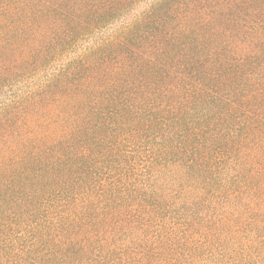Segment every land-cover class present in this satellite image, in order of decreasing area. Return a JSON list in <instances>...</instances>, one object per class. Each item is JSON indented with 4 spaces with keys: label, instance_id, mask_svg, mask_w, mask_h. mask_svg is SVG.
I'll list each match as a JSON object with an SVG mask.
<instances>
[{
    "label": "clouds",
    "instance_id": "9594fccd",
    "mask_svg": "<svg viewBox=\"0 0 264 264\" xmlns=\"http://www.w3.org/2000/svg\"><path fill=\"white\" fill-rule=\"evenodd\" d=\"M0 264H264V0H0Z\"/></svg>",
    "mask_w": 264,
    "mask_h": 264
},
{
    "label": "trees",
    "instance_id": "16d2710c",
    "mask_svg": "<svg viewBox=\"0 0 264 264\" xmlns=\"http://www.w3.org/2000/svg\"><path fill=\"white\" fill-rule=\"evenodd\" d=\"M92 43H93V40H91V39L82 42L83 47H82L80 50L83 51L85 48H87V47H88L89 45H91ZM142 135H143L142 132H135V133H133V135H132L130 138H132V139H136V138H138V137H142ZM126 139H129V137H126ZM127 147H131V145H126V148H127ZM133 152H135V148H133ZM135 159H136V156L133 155V156H132V160H135Z\"/></svg>",
    "mask_w": 264,
    "mask_h": 264
}]
</instances>
